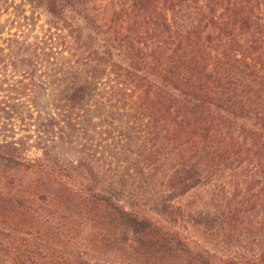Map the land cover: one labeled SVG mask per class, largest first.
Listing matches in <instances>:
<instances>
[{
    "label": "trees",
    "instance_id": "trees-1",
    "mask_svg": "<svg viewBox=\"0 0 264 264\" xmlns=\"http://www.w3.org/2000/svg\"><path fill=\"white\" fill-rule=\"evenodd\" d=\"M0 264H264V0H0Z\"/></svg>",
    "mask_w": 264,
    "mask_h": 264
},
{
    "label": "rangeland",
    "instance_id": "rangeland-1",
    "mask_svg": "<svg viewBox=\"0 0 264 264\" xmlns=\"http://www.w3.org/2000/svg\"><path fill=\"white\" fill-rule=\"evenodd\" d=\"M10 2H15V3H18L19 2V0H10ZM30 14V12H27V15H29ZM9 16H11L12 18H13V16H12V14H11V10L9 11V14L8 15H3L2 16V20H5L7 17H9ZM37 16H39V17H37ZM35 17L36 18H38L40 21L38 22V26H43L44 25V23L46 22V19H47V16L45 15V13L44 12H42V11H38L36 14H35ZM18 23L19 24H23V21H18ZM14 26L15 27H17V25L16 24H14ZM36 27L35 28V34H39L40 32H42V29L41 28H39V27ZM15 27H13L12 28V32H15V31H17V30H21V31H23L24 33H26V29H24L23 27H20V28H15ZM27 28H30V27H27ZM46 29V26H44V29H43V31ZM19 32V31H18ZM31 35H33V33H31Z\"/></svg>",
    "mask_w": 264,
    "mask_h": 264
}]
</instances>
